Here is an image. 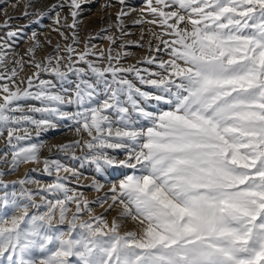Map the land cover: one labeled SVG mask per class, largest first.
I'll list each match as a JSON object with an SVG mask.
<instances>
[{
  "label": "snow or ice",
  "instance_id": "6c2138e0",
  "mask_svg": "<svg viewBox=\"0 0 264 264\" xmlns=\"http://www.w3.org/2000/svg\"><path fill=\"white\" fill-rule=\"evenodd\" d=\"M86 2L30 11L29 0L15 17L27 24L0 23V264H264V0H145L152 19L133 23L160 31L127 67L131 53L113 50L130 35L133 9L116 0L119 37L109 25L91 37L108 49L78 51ZM48 19L72 43L38 59L52 44L37 31ZM26 39L17 58L14 45ZM25 65L34 71L20 78ZM65 122L88 138L58 151L94 168L105 182L93 179L92 190L110 184L94 200L61 175L78 180L76 167L42 160L44 145L33 142V130L39 137ZM27 164L54 171L53 182L5 181ZM112 172L121 178L108 179Z\"/></svg>",
  "mask_w": 264,
  "mask_h": 264
},
{
  "label": "rangeland",
  "instance_id": "374dc122",
  "mask_svg": "<svg viewBox=\"0 0 264 264\" xmlns=\"http://www.w3.org/2000/svg\"><path fill=\"white\" fill-rule=\"evenodd\" d=\"M29 0H6V2H0V23L9 17H13L11 24L15 27L18 25L27 24L28 20L25 19H15V17H20L25 10V5ZM56 0H33L35 7L30 9V11H35L36 9H45L48 5L55 3ZM127 3L130 5L131 14L124 19V31L130 33V35H125L122 40H118L117 44L114 46L113 55L117 52L128 51L131 53L125 60L122 61L125 67L129 65L136 64L137 61L142 60L148 53V45L151 41L153 47H155L156 41L152 39V32H159L160 29L155 25L144 22L141 24H134L133 21L143 19L144 21H150L152 17L142 12V9L145 7V0H127ZM106 5H111L106 7ZM121 6L116 2V0H87L86 3L82 6L81 15L79 17L80 26L78 28L79 44L76 45L78 51H83L84 46L87 43H91L99 49H108L109 41L105 38L101 39H91L100 32L102 28L108 27L111 25L110 35H115L119 37L120 33L117 31L116 24V14L120 10ZM5 10L7 11V16L5 15ZM67 14V8L61 13V15ZM32 19V17H29ZM52 23L51 19H48L44 22V26L41 29H38L39 39L44 43L45 39H51V46L45 44L42 50L38 51L37 58H43L48 53L53 51V47L60 43L61 49L65 47L66 44H71V39L64 41L60 36L51 32L48 28V25ZM3 33L0 32V35ZM31 33L29 32L28 35ZM128 42H133L127 49H121V43L127 44ZM135 43H140L143 47H136ZM31 46L30 40H24L18 45H14V54L17 58L25 54V50ZM63 54V53H62ZM166 58V57H165ZM28 57L25 56V60ZM34 69L28 65H25L23 72L20 73V78H25L30 75ZM74 110V109H72ZM33 142L42 143L44 146L41 149V159L44 158L52 160H60L61 163L67 165L68 167H76L78 172H81L82 175L79 179L71 177L69 174L61 172L62 176H67V185L71 189H75L79 192H83L84 195L89 200H94L98 196H103L104 192L107 191L110 184H105V189L101 192H96L92 190L89 185H91L93 179L100 180L101 183L105 181L95 173L93 167L85 166L84 168L79 167V163L71 160L72 153H62L58 151L57 146L66 144L75 140L87 139L86 134L77 133L75 127L71 126L70 122H65L61 124L57 129L50 130L48 132L42 133L39 137H36L35 130H33ZM5 145V140L0 138V151L3 150ZM76 155H82V152L79 148L75 150ZM123 158V157H121ZM37 169L32 171V169ZM25 174H28L31 178L40 181L42 184L52 183L55 178V172L49 176L43 171V165L27 164L21 166V168L14 174L7 175L4 177L6 182L16 180L18 178H23ZM120 177L119 173L112 172L108 179L112 181L118 180ZM33 190L37 189L35 184L30 185ZM11 191V188H9ZM39 200V198H37ZM119 209H115L107 213V218L109 221L115 217ZM95 212L97 214L104 212L103 208L95 207ZM133 225L130 221L125 223L124 230L132 228Z\"/></svg>",
  "mask_w": 264,
  "mask_h": 264
}]
</instances>
